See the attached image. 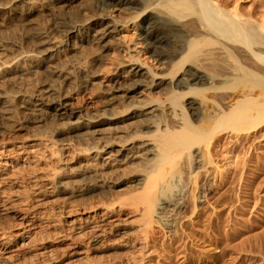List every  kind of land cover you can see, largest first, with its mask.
<instances>
[{
	"label": "bare ground",
	"instance_id": "6f19581e",
	"mask_svg": "<svg viewBox=\"0 0 264 264\" xmlns=\"http://www.w3.org/2000/svg\"><path fill=\"white\" fill-rule=\"evenodd\" d=\"M76 2L96 14L59 17ZM52 15L59 18L49 33L67 37L69 46L83 55L100 57L59 73L60 85L71 80L75 88L78 78L97 63L112 67L100 78L99 108L89 103L70 108L64 99L71 90L63 97L50 90L57 100L50 107L55 133L79 138L77 150L85 159L74 167L58 161L43 181L61 195L97 196L100 207L91 215L89 206L82 210L84 216L69 222L75 233L66 248L82 241L73 251L75 262L94 264L114 235L138 255L151 233L174 231L172 218L182 213L190 187L188 198L196 209V200H205L211 185L223 183V169L210 173L208 168L218 137L251 135L264 125V23L213 0H58ZM43 36L39 43L47 40ZM48 50L33 63L54 73L51 64L63 50L55 45ZM43 106L33 108L43 111ZM17 114L15 110L11 117ZM26 144L32 151L42 145L36 140ZM4 154L0 152V159ZM12 163L0 162V193L10 182L23 180ZM20 210L11 218L24 231L13 239L0 231V264H51L27 255V234L43 211Z\"/></svg>",
	"mask_w": 264,
	"mask_h": 264
},
{
	"label": "rangeland",
	"instance_id": "374dc122",
	"mask_svg": "<svg viewBox=\"0 0 264 264\" xmlns=\"http://www.w3.org/2000/svg\"><path fill=\"white\" fill-rule=\"evenodd\" d=\"M213 1L264 23V0ZM57 3L58 0H0V14H4L0 18V152H5L0 162H13L11 167L16 168L18 177H23L17 184L10 182L1 189L0 231L13 239L24 228L15 227L11 214L20 215L23 208L31 213L43 211V217L35 219L27 234V255H37L33 258L51 264H86L87 260L75 262L77 258L73 257L82 241L66 248L75 233L69 222L84 216L86 212L82 210L89 206L91 215L98 213L99 198L61 195L43 181L44 176L56 170L58 161L74 167L85 159L77 150L82 144L79 138L55 133L57 126L50 122V107L57 100L50 90L62 93V97L71 90L64 99L70 108L88 103L99 108L100 78L109 75L112 67L97 63L90 74L78 78L75 88L71 80L60 85L59 73L83 67L86 58L100 57L98 53L83 55L80 48L69 46L67 37L49 33L59 17L66 19L74 13L82 19L96 14L76 2L57 18L52 15ZM13 18L19 21L12 23ZM40 36L46 37L45 43H39ZM53 45L63 50L51 64L54 73L33 63L44 59L51 52L44 50ZM113 57L111 53L107 55L110 62ZM38 104L44 105L43 111L33 108ZM15 110L18 114L12 118ZM33 140L42 143L37 151L26 144ZM210 154V173L215 167L223 169V183L211 185L207 198L196 200V209L188 198L192 189L188 186L182 213L172 218V233L163 229L151 233L146 248L138 255L112 235L94 257V264L97 260L103 264H264V125L247 136L221 135ZM211 178L210 175L208 179ZM74 181H69L68 186ZM2 205L10 209L3 210Z\"/></svg>",
	"mask_w": 264,
	"mask_h": 264
}]
</instances>
